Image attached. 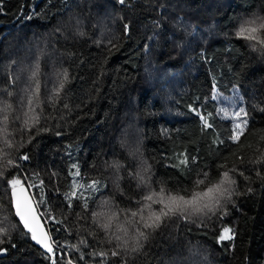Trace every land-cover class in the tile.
<instances>
[{"label":"trees","instance_id":"16d2710c","mask_svg":"<svg viewBox=\"0 0 264 264\" xmlns=\"http://www.w3.org/2000/svg\"><path fill=\"white\" fill-rule=\"evenodd\" d=\"M259 18L264 0H0V264H264V164L248 163L264 161V48L237 36ZM224 171L215 214L143 229L131 251L141 211L161 208L146 196ZM14 176L43 201L55 257L15 215Z\"/></svg>","mask_w":264,"mask_h":264},{"label":"snow or ice","instance_id":"6c2138e0","mask_svg":"<svg viewBox=\"0 0 264 264\" xmlns=\"http://www.w3.org/2000/svg\"><path fill=\"white\" fill-rule=\"evenodd\" d=\"M119 2L123 4L124 0H119ZM259 19L261 22H259L258 25L257 20L246 21L245 25H242L237 32V36L238 38L247 41H256V43L264 48V38H259L258 36V33L264 31V18ZM61 87H63L62 84ZM29 103H31V101ZM262 111H264V109H262ZM27 115L28 114L26 113L25 116ZM234 115L237 117L244 115L246 117L247 112L241 109L239 112L234 113ZM28 119H31L33 121V126L35 123L39 122L38 116H32ZM28 119L25 120V127L29 126ZM5 120H7V117H5ZM247 123V120H244L242 123H237L235 125L231 135L229 136V139L234 144H240L241 137L244 135ZM205 127H211V125H209L207 121H205ZM221 143H223V141H221ZM10 146L11 145H9V147ZM19 159L28 160L29 156L23 155ZM238 159L240 160L241 164L245 163L243 157H238ZM187 162V157L181 160V164H187ZM248 163L264 164V161L255 160L248 161ZM6 165L19 167L18 164L14 165V162L11 159L6 161ZM221 167L224 166L221 165ZM236 170V167L233 166V168L229 171L235 172ZM229 171H224L222 173V177L218 184H212L211 186L206 187V189L203 191H192L191 194H189L188 190L184 189V194L182 195L180 194V191L172 193L171 190L162 188L159 193H152L146 196L144 198L145 200L151 203H158L161 205V208L158 212L151 211L147 219H145L143 215V210L141 211V213L139 214L140 224L138 225L137 238L135 241V245L131 248V251L139 252L143 248V244L140 242L141 239H148V235L143 229H152L153 231H155L156 229L160 228L167 219H170L173 216H179L187 220L190 219L191 216L197 214H215L217 206L220 204L221 199L224 198L225 193L229 191L226 185L235 183V181L230 177ZM2 174L3 173H0V175ZM76 174H79L78 170ZM207 175V173L203 174L205 179L207 178ZM240 175H243V172H240ZM257 175L259 176L260 173L258 172ZM7 183L11 190V199L14 203L15 215L19 217L20 221L23 222L24 227L28 230V232L31 233V239L36 241V243L43 245V247L46 248L49 253H51L53 251L52 245L49 243L48 234L43 230L41 226L39 214L37 212L38 204L42 203L43 201L41 200L34 202L32 197L27 193V189L20 178L14 176L13 178L9 179ZM97 183L98 182H93L92 184L88 185V187L90 189H94ZM204 183V179L197 181L198 185H202ZM33 186L34 185H29L28 187ZM71 195H75V193L73 192ZM151 203L148 205L149 209H151ZM137 215L138 213H132L133 217ZM230 231V229L225 228L223 230V234L219 237V240L223 241L226 239H231L232 237L228 235ZM0 233L9 235V233L3 228H0ZM117 239H119V237H117ZM0 243H4V241L0 240ZM13 247H15V245H13ZM3 251L7 250L0 249V252ZM112 255L119 256L120 252L113 251ZM52 264H56V260L53 259ZM124 264H127V261H124Z\"/></svg>","mask_w":264,"mask_h":264},{"label":"water","instance_id":"95a60500","mask_svg":"<svg viewBox=\"0 0 264 264\" xmlns=\"http://www.w3.org/2000/svg\"><path fill=\"white\" fill-rule=\"evenodd\" d=\"M22 183H24V182H22ZM24 185H25V187H26V189H27V193L32 197L33 201L36 202V198H35V196H34V193H33L32 189H31V187H28L29 184L24 183ZM12 204H13V209H14V211H15L13 201H12ZM37 212H38V214H39V219H40L41 226H42L43 230L48 234V237H49V243L52 245L53 251H52L51 253H49V252L47 251V249L43 247V245L36 243V241H34V240H33V242L35 243L36 246H38L39 248H41L44 252H46V253H48V254H51L52 257H55V252H54L55 244H54V242H53L52 235H51V233H50V231H49V229H48V226H47V224H46V220H45V218H44V216H43V214H42V212H41L39 206H37ZM18 219H19V217H18ZM19 220H20V219H19ZM20 222H21V224L23 225V222H22V221H20ZM23 226H24V225H23ZM226 228H227V227H226ZM25 229H26V228H25ZM224 229H225V228H224ZM224 229H223V230H224ZM228 229H229V228H228ZM26 230H27V229H26ZM223 230H222V234H223ZM27 231H28V230H27ZM228 235H230V236L232 237L231 232L228 233Z\"/></svg>","mask_w":264,"mask_h":264},{"label":"rangeland","instance_id":"374dc122","mask_svg":"<svg viewBox=\"0 0 264 264\" xmlns=\"http://www.w3.org/2000/svg\"><path fill=\"white\" fill-rule=\"evenodd\" d=\"M231 96H235L234 95V93H232V94H230V95H228V97H231ZM230 110H231V118H233V126L235 127V125L237 124V123H242L245 119L243 118V115H241V116H239V117H237V116H235L234 115V113H236V112H239L240 111V109H239V107L237 106V107H235L234 109H233V107H231L230 108ZM31 189H32V187H31ZM42 212V211H41ZM54 242V241H53ZM54 244H55V247L56 246H59V245H57L55 242H54ZM60 252L61 251H63V248L62 247H60V249H58Z\"/></svg>","mask_w":264,"mask_h":264}]
</instances>
